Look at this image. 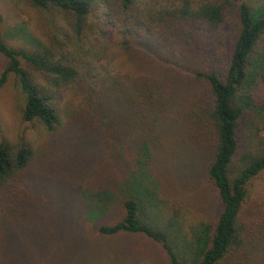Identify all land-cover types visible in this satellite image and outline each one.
I'll return each mask as SVG.
<instances>
[{
    "label": "trees",
    "instance_id": "16d2710c",
    "mask_svg": "<svg viewBox=\"0 0 264 264\" xmlns=\"http://www.w3.org/2000/svg\"><path fill=\"white\" fill-rule=\"evenodd\" d=\"M151 1L152 5L148 0H27L37 10L59 13L68 30L32 49L9 47L0 36V56L5 61L0 72V88L11 74L23 96L22 120H35L50 133L60 126L59 97L72 84L83 98V105L69 115L71 121L87 120L107 140L130 131L137 136L142 127H159L150 117L158 115L169 100L168 82L163 85L159 80L149 79L131 87L123 76L98 72L95 63L102 52L99 50L107 46L112 32L122 25L134 24L145 29V39H150L157 48L170 46L167 51L172 53L174 47L183 44L195 58L210 55L209 58L205 55L204 62L216 55L217 63L223 29L228 17H234L236 30L223 70H188L179 52L170 60L173 69L182 71V77L175 79L179 83L188 82L192 87L198 83L205 85L203 91L190 95L178 120L184 134L197 147L205 145L210 149L211 159L205 175L221 205L212 225L198 226L192 245V264L245 263L244 260H251L253 255L264 251V199L261 208L241 212L246 187L264 171V0L235 3L232 0H177L169 5ZM97 9L101 11V25L105 28L87 24L88 15ZM90 30L100 34L97 39L90 40ZM81 39L84 43L80 45ZM98 42L101 45L97 46ZM126 43H122L123 49H128ZM151 55L153 61L164 60L156 51ZM134 143L135 138L134 142L126 138L127 148L123 150L132 148ZM39 155L28 146H12L0 140V193L4 214L9 219L0 227L3 251H8L2 239L9 231L8 222L12 219L21 223L28 208L24 195L14 190L22 172ZM123 156L117 169L132 165V157L124 153ZM235 160L239 164L234 174ZM136 165L140 162L136 161ZM139 177L131 173L122 183V191L126 187L133 194L138 193ZM138 199L127 193L120 203L121 218L96 227V233L106 237L123 233L143 235L160 244L168 264H181L166 231L139 220ZM3 260L0 264H21L9 258Z\"/></svg>",
    "mask_w": 264,
    "mask_h": 264
},
{
    "label": "rangeland",
    "instance_id": "374dc122",
    "mask_svg": "<svg viewBox=\"0 0 264 264\" xmlns=\"http://www.w3.org/2000/svg\"><path fill=\"white\" fill-rule=\"evenodd\" d=\"M171 1L177 0H156L155 3L169 5ZM148 2L149 5L154 3ZM0 16V36L4 44L12 48L32 49L68 30L59 13L37 10L27 0H0ZM101 20V11L97 9L86 21L89 26L102 27ZM127 25L112 32L107 46L99 50L102 52L95 65L98 72L123 76L131 87L149 79L162 84L168 82L169 100L158 113L159 117L157 114L150 117L157 121V128L142 127L138 137L130 131L119 133L115 139H105L100 129L87 120L68 118L83 105V98L71 84L59 97L60 126L47 133L35 120H22L23 96L11 74L0 88V140L12 146L22 144L40 153L22 172L14 190L24 195L28 208L21 223L12 219L8 222L9 231L2 238L8 251H3L0 244L3 257L0 260L9 258L21 264H168L160 244L143 235L123 233L106 237L96 233V227L121 218L120 203L127 193L139 198L138 217L142 223L166 231L181 264H192V245L198 226H209L216 221L221 205L205 175L211 159L210 149L205 145L197 147L184 134L178 120L190 95L203 91L205 85L198 83L192 87L188 82L179 83L180 80L175 79L182 77V71L173 69L170 59L172 56L174 60L179 52L188 70L220 72L231 50L235 18L228 17L225 24L217 63L216 55L204 62L205 55L207 58L210 55L195 58L183 44L168 53L170 46L157 48L154 42L145 39L144 28ZM90 31V40L100 35ZM124 41L128 49H123ZM152 51H156L163 62L153 61ZM4 64L0 56V72ZM126 138L130 142L135 138L133 147L127 151L123 150L127 148ZM123 153L132 157V165L120 170L116 167L122 163ZM136 161L140 165L137 166ZM238 164L235 160L234 174ZM133 172L140 176L141 187L138 193L133 194L126 187L123 192L121 185ZM246 191L241 212L261 208L264 171L249 182ZM1 195L0 227L9 220L3 211ZM244 262L242 264H264V251Z\"/></svg>",
    "mask_w": 264,
    "mask_h": 264
}]
</instances>
